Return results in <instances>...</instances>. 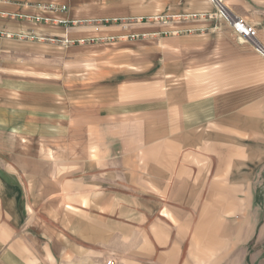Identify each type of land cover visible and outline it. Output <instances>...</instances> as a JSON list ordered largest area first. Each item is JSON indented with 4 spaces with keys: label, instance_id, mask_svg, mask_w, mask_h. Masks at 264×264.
<instances>
[{
    "label": "crops",
    "instance_id": "1",
    "mask_svg": "<svg viewBox=\"0 0 264 264\" xmlns=\"http://www.w3.org/2000/svg\"><path fill=\"white\" fill-rule=\"evenodd\" d=\"M59 1L0 0V11L42 13L38 4H62ZM233 1L227 7L256 27L264 45V0ZM194 9L215 8L208 0H195ZM52 14L71 18L67 10ZM30 23L0 16V31L25 32ZM241 42L234 44V65L206 52L197 67L157 69L156 77L164 76L150 82H160L161 88L155 85V94L140 101L116 106L109 84L86 98V108L92 111L87 128L92 121L94 136H102L101 153L115 151L108 139L111 131L142 140L121 144L119 157L88 158L87 167L102 170L86 180L67 178L69 190L61 177L29 174L30 168L47 165L45 160H30L28 154L22 167L29 173H16L20 159L5 148L3 137L12 139L18 127L26 135H43L44 130L32 129L36 121L30 94L22 101L21 115L13 98H0V157L7 159V165H0L5 167L0 171V264H104L110 257L120 264L189 263L184 248L194 240L199 247H214L203 262L234 264L229 249H238L254 234L249 215L259 197L252 184L256 170L264 167V59L250 43ZM113 109L118 115L127 113L126 118L113 116ZM25 151L29 153L27 144ZM132 180L141 185L135 194L125 190ZM97 184L103 186L91 191ZM225 214L232 218L225 219ZM234 215H241L237 224ZM202 231L207 235L202 237Z\"/></svg>",
    "mask_w": 264,
    "mask_h": 264
},
{
    "label": "rangeland",
    "instance_id": "2",
    "mask_svg": "<svg viewBox=\"0 0 264 264\" xmlns=\"http://www.w3.org/2000/svg\"><path fill=\"white\" fill-rule=\"evenodd\" d=\"M222 1L225 5L234 4L233 0ZM194 2L60 0L59 3L66 5L67 13L71 15L70 19L76 21L75 24L64 27L30 23V30L25 29L30 34L27 37H0V98H13L16 113L21 115L19 109L23 107L22 101L30 94L31 116L36 121L32 129L44 130L43 135H36V132L26 135V131L18 127L14 129V136H10L12 139L3 137L5 148L14 150V155L20 159L14 167L16 173L20 177L29 173L28 169L22 167V160L28 154L30 160H45L47 165L46 168H30L29 174L37 172L34 177L51 179L61 177L64 188L69 190L70 180L66 181L67 178L86 180L89 176L92 178L96 170H102L87 167L88 158L113 159L116 158L111 156L113 154L120 156L121 144H129L134 138L142 140L141 136L127 135L125 131H111L108 139L115 151L110 154L99 151L98 142L102 136H94V128L90 125L92 121L87 128L86 122L89 117L92 118V111L86 108V98L99 91L102 93V86L111 85V98L116 99L118 106V102L123 105L155 94V85L160 87V82L150 81L161 78L159 74L164 73H159L157 77L156 74L163 67H197L204 63L206 52L217 53V60L225 65H234V44L240 46L243 42L234 35L228 24L215 16V9L195 10ZM201 13H207V16H200ZM107 20L115 21L106 23ZM205 45L207 50L203 51ZM112 114L126 118L127 113L118 115L116 110ZM38 117L44 121L37 120ZM26 144L29 153L24 152ZM36 146L45 150L35 151ZM139 156H142L141 152ZM6 160L5 156L0 157V165H7ZM3 168L0 166V171ZM256 176L252 189L259 199L253 200L249 215L254 234L238 249H229L234 256V264H262L264 261V167L256 170ZM102 186L97 184L91 191L95 192ZM139 188L141 185L134 184L132 180L125 190L135 194L140 191ZM207 202L211 208L212 201ZM229 215L225 214L224 218H232ZM240 218L241 215H234L232 221L237 224ZM205 234L207 231H202V237ZM198 242L194 240L191 247L184 248L190 262L178 264H209L203 261L214 247H199ZM244 245L247 248L242 250ZM247 253L251 259H256L254 263ZM116 261L120 264L119 259Z\"/></svg>",
    "mask_w": 264,
    "mask_h": 264
},
{
    "label": "built area",
    "instance_id": "3",
    "mask_svg": "<svg viewBox=\"0 0 264 264\" xmlns=\"http://www.w3.org/2000/svg\"><path fill=\"white\" fill-rule=\"evenodd\" d=\"M215 7L214 14L221 21L228 24L233 32L237 35L242 41L250 43L255 53L260 55L264 59V45L257 38V29L254 25L247 23L243 18L235 15L231 10L223 3L222 0H208ZM38 7L42 10V13L29 14V13H6L0 11V16H8L10 18H17L24 21H29L37 25H60L67 26L68 24H75V20L70 18H64L52 13L65 12L66 5L58 4L53 2L38 4ZM49 12V14H48ZM200 16H207V13H201ZM1 35L5 36H23L27 37L30 35L28 32H7L0 31ZM104 264H117L116 260L113 257L107 258L104 261Z\"/></svg>",
    "mask_w": 264,
    "mask_h": 264
},
{
    "label": "trees",
    "instance_id": "4",
    "mask_svg": "<svg viewBox=\"0 0 264 264\" xmlns=\"http://www.w3.org/2000/svg\"><path fill=\"white\" fill-rule=\"evenodd\" d=\"M115 21V20H114ZM113 20H107L106 23H113L114 22Z\"/></svg>",
    "mask_w": 264,
    "mask_h": 264
}]
</instances>
